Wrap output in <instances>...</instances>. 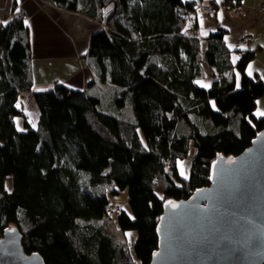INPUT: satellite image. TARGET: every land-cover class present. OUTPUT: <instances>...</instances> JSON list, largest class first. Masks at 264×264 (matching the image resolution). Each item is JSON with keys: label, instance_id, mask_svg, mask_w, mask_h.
Instances as JSON below:
<instances>
[{"label": "trees", "instance_id": "trees-1", "mask_svg": "<svg viewBox=\"0 0 264 264\" xmlns=\"http://www.w3.org/2000/svg\"><path fill=\"white\" fill-rule=\"evenodd\" d=\"M42 1L101 24L87 59L104 89L54 84L33 93L38 125L31 128L19 106L33 86L29 28L18 18L0 24V239L16 227L23 251L44 264H135L128 245L96 225L108 216L106 190H127L132 217L118 214L117 225L136 232L134 257L150 264L166 201L207 188L217 155L238 157L264 130L254 117L264 83L246 74L256 51L227 47L224 30L204 47L185 36L196 6L184 0ZM203 63L214 76L209 89L197 86ZM191 148L184 181L176 164Z\"/></svg>", "mask_w": 264, "mask_h": 264}, {"label": "water", "instance_id": "water-1", "mask_svg": "<svg viewBox=\"0 0 264 264\" xmlns=\"http://www.w3.org/2000/svg\"><path fill=\"white\" fill-rule=\"evenodd\" d=\"M250 144L238 157L217 155L207 188L166 201L150 264H264V130ZM4 231L0 264H44L23 251L16 227Z\"/></svg>", "mask_w": 264, "mask_h": 264}, {"label": "crops", "instance_id": "crops-1", "mask_svg": "<svg viewBox=\"0 0 264 264\" xmlns=\"http://www.w3.org/2000/svg\"><path fill=\"white\" fill-rule=\"evenodd\" d=\"M184 1L194 3L196 6V10L191 12L185 21L183 27L185 36L198 38L204 47V41L208 36L224 30L227 47L241 50L243 48L236 46V41L249 37L251 50L256 51V55L264 57V8H262L264 0H241L238 9H230L226 6L218 9L215 7V13L211 16L204 12V8L219 5L221 0L219 2L217 0ZM17 9L23 10L26 14L24 24L29 28L32 46L33 78L32 91L30 94L20 96L19 106L26 113L27 122L32 116L33 121H37L38 125V113L32 100L33 93L50 91L54 84H64L80 92L92 90V93L95 88L103 87L99 84L98 75L92 70L87 59L89 40L94 33L102 30V26L83 15L63 11L42 0H19V2L0 0V24L5 25L14 20L13 13ZM201 21H203L202 25ZM202 32L207 35H202ZM211 74L212 72L203 81L197 82L200 89L211 87L214 82V76ZM262 74L260 79L264 83V72ZM202 84L205 86L202 87Z\"/></svg>", "mask_w": 264, "mask_h": 264}, {"label": "rangeland", "instance_id": "rangeland-1", "mask_svg": "<svg viewBox=\"0 0 264 264\" xmlns=\"http://www.w3.org/2000/svg\"><path fill=\"white\" fill-rule=\"evenodd\" d=\"M18 13L25 14L23 10L17 9L16 13H13L15 14V19L17 18ZM249 66L251 67L249 68ZM202 67H203V70L205 71V76L203 78L204 80L206 76H210V70H208V67L204 63L202 64ZM249 71L251 72V75H249ZM263 72H264V57L256 55V58L251 63H249V65L247 66L246 74L250 78H255V76L257 75L259 76L263 75L262 74ZM237 80H238V84H240L241 80L239 77L237 78ZM109 104H110V101L104 99L103 108L105 111H111V108L108 107ZM258 112H264V96L258 98L257 106L254 112V117L256 119L258 120L264 119V116H258L257 114ZM15 122H17V129L20 132H22L24 130L22 119L21 120L15 119ZM28 122H30L31 127H33L34 129L36 128L37 121H33L32 116L30 117V120ZM141 138H142V135H141ZM194 155H195V151L194 149L191 148L187 159H185L184 161H178L176 164V169L178 170V177L184 181L188 180L189 178L190 171H191L190 167L194 159ZM166 167H169V166H166ZM5 187H7L9 191H11L12 187H11L10 180L6 181ZM106 191L107 193L105 194H106V197L108 198L111 210L109 211L107 210L108 216L102 219L101 221L97 222L96 225L102 226L105 235L113 239L118 244L125 242L130 249V254L133 257L135 264H139V262L136 260V257H134V244L137 239L136 232L135 231L125 232L122 234L117 225V217L119 216L118 214L125 212L126 214L132 217L130 205L128 203L129 193H127V190H122L121 192H118L117 194L111 193L112 190L111 191L106 190ZM129 233L131 234L130 236L127 235Z\"/></svg>", "mask_w": 264, "mask_h": 264}, {"label": "built area", "instance_id": "built-area-1", "mask_svg": "<svg viewBox=\"0 0 264 264\" xmlns=\"http://www.w3.org/2000/svg\"><path fill=\"white\" fill-rule=\"evenodd\" d=\"M262 8H264V1L262 2ZM204 12L208 15V16H211V15H214L215 11H214V8L212 6L210 7H206L204 8ZM18 19H21V20H25L26 18V15L23 14V13H18V16H17ZM187 19V18H186ZM236 45L238 47H241L243 48L244 50L247 49V50H251V40L249 37H244V38H241V39H238L236 41ZM170 164L169 161L166 162V165ZM109 211L111 210L110 206H107L106 207V211ZM107 211V212H108Z\"/></svg>", "mask_w": 264, "mask_h": 264}, {"label": "snow or ice", "instance_id": "snow-or-ice-1", "mask_svg": "<svg viewBox=\"0 0 264 264\" xmlns=\"http://www.w3.org/2000/svg\"><path fill=\"white\" fill-rule=\"evenodd\" d=\"M18 2H19V0H18ZM217 2H219V0H217ZM19 11V10H18ZM222 18V17H221ZM25 23H27V21H25ZM203 24V21H201V25ZM202 35H207V33H205V32H202L201 33ZM231 47V46H230ZM251 66H249V68H250ZM249 75H251V72L249 71ZM199 83V82H198ZM202 87H204L205 85H201ZM238 86V85H237ZM258 114V116H264V112H258L257 113ZM230 163H232L233 161H229ZM169 205H170V207H172V208H176V207H178V205H176V204H174V203H172L171 201H169ZM127 235H131L130 233L129 234H127Z\"/></svg>", "mask_w": 264, "mask_h": 264}]
</instances>
